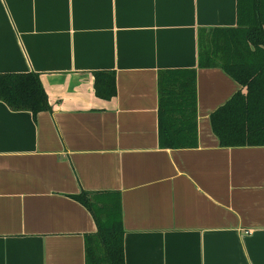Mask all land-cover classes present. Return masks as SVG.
Wrapping results in <instances>:
<instances>
[{"label":"crops","instance_id":"crops-1","mask_svg":"<svg viewBox=\"0 0 264 264\" xmlns=\"http://www.w3.org/2000/svg\"><path fill=\"white\" fill-rule=\"evenodd\" d=\"M235 24L236 0H0V73H38L51 107L0 100V264H85L80 191L119 192L124 264H264V146L219 145L244 88L197 66L199 30ZM190 68L198 144L162 148L158 73Z\"/></svg>","mask_w":264,"mask_h":264},{"label":"trees","instance_id":"trees-1","mask_svg":"<svg viewBox=\"0 0 264 264\" xmlns=\"http://www.w3.org/2000/svg\"><path fill=\"white\" fill-rule=\"evenodd\" d=\"M198 68L219 67L244 90L210 114L222 147L264 146V0H236V24L198 32ZM196 68L158 73V140L162 148L198 144ZM94 92L116 94L113 71H94ZM0 100L13 111L50 110L38 73H0ZM73 197L92 215L85 235V264H124L121 198L117 191H80Z\"/></svg>","mask_w":264,"mask_h":264}]
</instances>
